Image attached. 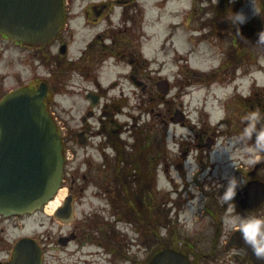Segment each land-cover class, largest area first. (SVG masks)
Returning a JSON list of instances; mask_svg holds the SVG:
<instances>
[{
  "label": "rangeland",
  "instance_id": "obj_1",
  "mask_svg": "<svg viewBox=\"0 0 264 264\" xmlns=\"http://www.w3.org/2000/svg\"><path fill=\"white\" fill-rule=\"evenodd\" d=\"M194 4V0H141L137 15L144 19V26L143 32L138 31L137 34L136 53L139 55L141 51L142 58L150 66L138 71L140 79L130 82L124 77L130 71L128 67L115 65L113 58H105L102 79L100 74L101 81L110 89L105 102L111 104L113 101L121 110L117 118H105L107 126L116 125L117 129L127 123L135 126V132L122 135V140H127L124 142L129 147L126 148L129 155L134 156L136 161L146 147V159L151 160L147 146H154V156L157 150L165 148L171 160L178 158V163L168 164L167 172L164 166L167 163L159 162L153 192L146 196L137 194L135 203L131 205L135 209V222L120 225V232L130 241V251L137 264H142L140 260L150 259L149 255L158 246L159 240L167 242L170 248L182 250H189L186 247L190 245L194 255L209 253L212 239L216 237V224L221 226L224 234L254 220L264 222V207L242 212L231 203L223 214L221 206L213 203L217 200L218 204H225L231 200L248 180L247 167H253V160L241 155L242 167L241 163L234 164L231 160L241 153L234 149L235 146H211L200 150L192 142V126L198 119L208 121V114L212 120L224 116V105L220 100L237 95L249 98L255 90L264 97V42L257 41L259 31H264V19L257 17L259 0H198L196 8ZM233 12L245 14L247 22L243 25L234 23ZM246 43L248 49L245 47L244 53L242 47ZM231 57L236 63H227ZM39 61L36 55V80H45L51 86L53 119L58 125L66 156L70 158L66 165V177L68 179L76 171L80 178V175L92 170L95 180L84 184L87 188L85 196L91 202L83 206H100L109 211L114 203L112 193L107 194L106 190L113 191L115 184L108 180L119 164L117 159H121L109 145L108 137L112 130L104 133L96 117L89 123L93 136L88 144L80 145L75 134L80 132L88 103L85 94L75 88L88 85H81L78 81L76 87L70 90L75 78L72 74H65L63 70L57 72L56 68ZM24 62L27 81L33 66L28 51L24 52ZM236 64L241 67L237 72ZM218 70H221L220 73ZM213 71L217 74L214 79ZM206 73L211 74V79L203 78L206 82L212 81L211 84L201 81V74ZM161 78L170 82L169 95L157 90ZM13 81L8 84V89L2 90L4 93L21 85ZM88 87L94 88L92 85ZM262 100L264 102V98ZM235 102H231L229 107L232 108ZM181 104L188 114L190 126L173 123L165 126L163 122L168 121L175 110L183 109ZM124 130L125 127L122 132ZM134 146L140 148L134 149ZM247 146L242 153L252 150V146L264 144L256 141L247 143ZM155 160L159 159L156 157ZM78 183L81 184V180ZM67 187L68 182L63 183L59 194L62 201ZM102 187H105L102 193L91 198ZM133 188L136 192L139 190L137 184ZM215 192L217 196L213 198ZM148 204H151L150 210L145 209ZM117 214V218L123 219V212ZM35 231L36 219H33L27 223L23 233L33 234ZM121 264L127 263L122 259ZM201 264H209L208 259Z\"/></svg>",
  "mask_w": 264,
  "mask_h": 264
},
{
  "label": "flooded vegetation",
  "instance_id": "obj_2",
  "mask_svg": "<svg viewBox=\"0 0 264 264\" xmlns=\"http://www.w3.org/2000/svg\"><path fill=\"white\" fill-rule=\"evenodd\" d=\"M63 1L62 26L58 34L48 43L26 44L10 39L7 34L0 33V69L3 71L0 72V102L15 90L24 87L36 90L42 82H45V80H36V55L43 65L52 66L57 69V72L63 70L65 74H72L75 77L72 79L70 90L76 87L78 81L81 85H92L94 88L88 86L75 88L78 92L85 94V101L88 103L86 116L82 117L80 132L75 136L78 140V136L82 133L81 138L89 142L93 136L89 123L96 117L104 133L113 130L115 136H118V145L113 147L116 150V156L118 155L117 157L121 159H117L119 164L115 166L113 176L108 180L115 184L113 191L106 190L107 194L112 193L114 206L109 211L100 206H83L86 202H91L85 196L87 188L84 184L95 180L93 171L89 170L88 173L80 175V178L78 172H72L65 181V183L68 182V187L64 206L60 205L54 209L51 206H44L33 215L0 216V264H14V252L17 245L26 238L33 241L32 250L36 253V264H121L122 259L127 264H137L136 257L130 251V241L120 232L121 223L125 226L131 224L135 222L136 216L135 209L131 207L135 203L137 193L133 188L138 179L136 165L135 160H131L126 150L129 147L122 140L124 133L135 132V126L128 123L120 126V129H117L116 125L107 126L105 118L111 116L117 118L121 110L120 106H116L113 101L111 104L105 102L110 89L101 79L105 58H113L115 65L121 64L128 67L130 71L124 77L130 82L140 79L141 74L138 71L148 69L150 66L147 60L142 58L141 51L139 55L136 53L137 34L138 31L143 32L144 26V19H141V15H137L138 4L141 0ZM258 5L260 9L258 17L263 20L264 0H259ZM25 51L31 53L33 61L32 72L29 73L30 77L27 81L24 77ZM227 63L232 62L228 59ZM239 68L236 64V72L240 70ZM220 71L218 70L219 73ZM212 75L213 79L217 76L214 71ZM201 77L211 79V74H201ZM13 79L21 85L4 93L2 90L8 89V84L14 82ZM203 80L201 81L208 84L212 82H206L204 78ZM46 83L49 93L45 103L48 111L54 115L50 105L52 89L50 84ZM236 97L220 100L224 105V116L218 120H212L208 114L206 116L208 121L201 122L198 119L197 123L193 124L194 140L192 142L200 150H204L206 146H235L234 149L241 153L231 159L234 164L241 163L239 158L242 155L245 159H252L255 165H261L253 177L250 174L252 169L248 167V180L245 183L254 179L264 182V146H252V150L242 153L243 148H248L247 143L260 139L264 144V104L262 100L264 97L258 92L251 94L249 98L239 95ZM234 101L236 102L230 108L229 104ZM181 106L183 107L181 110L185 112L183 104ZM174 115L169 116L168 121L163 122L165 126L173 123ZM187 115L180 124L189 127ZM124 127L125 130L122 132ZM153 148L154 146H147L151 160H148L145 175H140L145 182V196L152 191V181L157 177L161 164L159 162L167 163L164 165L166 172L169 163L174 164L175 161L178 163L177 157L176 160L169 158L167 149L157 150L154 156ZM156 157L159 160L156 161ZM240 165L244 166L243 163ZM133 171L135 172L132 173ZM79 180L81 184L78 183ZM104 188L102 187L91 198L97 197ZM231 202L233 198L228 203L220 202L219 205L226 211V206ZM263 207L264 205L260 208ZM137 208L141 210L140 207ZM145 209L150 210L151 204L146 205ZM119 211L123 212V219L117 218ZM33 219H36V231L33 234L23 233L27 229V223ZM216 225V237L212 239L213 243L209 253L202 252L194 255L190 246V257L194 264H201L207 259L209 264H258L251 258L250 252L254 251V248L248 247L249 243L245 241V238H238L242 231H248L251 228V223L235 227L224 234L221 232V226ZM252 236L256 243H264V237L257 236L255 232Z\"/></svg>",
  "mask_w": 264,
  "mask_h": 264
},
{
  "label": "water",
  "instance_id": "obj_3",
  "mask_svg": "<svg viewBox=\"0 0 264 264\" xmlns=\"http://www.w3.org/2000/svg\"><path fill=\"white\" fill-rule=\"evenodd\" d=\"M63 18V0H0V32L15 41L47 43L58 33ZM157 87L164 95L170 92L168 80ZM47 94L43 83L36 91L16 90L0 102V215L34 214L61 189L65 160L61 137L45 104ZM181 120L178 112L174 122ZM79 142L87 143L81 135ZM237 201L246 209L260 206L264 184L249 183ZM32 244L29 239L18 244L15 264H36ZM250 253L253 261L262 264L264 258ZM150 264L192 263L183 253L165 249Z\"/></svg>",
  "mask_w": 264,
  "mask_h": 264
},
{
  "label": "clouds",
  "instance_id": "obj_4",
  "mask_svg": "<svg viewBox=\"0 0 264 264\" xmlns=\"http://www.w3.org/2000/svg\"><path fill=\"white\" fill-rule=\"evenodd\" d=\"M233 15L235 17L234 23L243 25L247 22L248 18L242 12H233ZM257 41L264 42V31H261L258 34ZM253 232H255L257 236L264 237V222L254 220L251 222V228L247 231V233H242L245 241L254 246V252L258 258H264V246L256 245L255 238L252 236Z\"/></svg>",
  "mask_w": 264,
  "mask_h": 264
},
{
  "label": "trees",
  "instance_id": "obj_5",
  "mask_svg": "<svg viewBox=\"0 0 264 264\" xmlns=\"http://www.w3.org/2000/svg\"><path fill=\"white\" fill-rule=\"evenodd\" d=\"M248 44L246 43L245 44V47H248L247 46ZM234 58H232L231 57V60H233ZM110 142L111 143H117V140H118V136H114V134H110ZM139 160L140 159H138L137 160V162H139ZM140 162L142 163V165H144V163H145V158L143 157L142 158V160H140ZM141 184V182H138V184ZM140 186V185H139ZM214 213L215 214H217V212L216 211H214ZM219 214V213H218ZM221 216H223V214L221 215ZM155 243H157V240H156V242ZM168 247H170V245L167 243V242H165L164 240H159V243H158V246L156 245V248L154 249V251H153V253H152V255H151V258L153 257V255H155L158 251H160V250H162V249H164V248H168ZM183 251V250H182ZM184 252L186 253V254H189L190 252L186 249V250H184ZM196 255H199V254H196ZM150 258V259H151ZM149 259V260H150ZM145 264H148V261L145 263Z\"/></svg>",
  "mask_w": 264,
  "mask_h": 264
},
{
  "label": "bare ground",
  "instance_id": "obj_6",
  "mask_svg": "<svg viewBox=\"0 0 264 264\" xmlns=\"http://www.w3.org/2000/svg\"><path fill=\"white\" fill-rule=\"evenodd\" d=\"M59 197H60V196H59V194H58V197H56L54 200L50 201V202L48 203V206H51L52 209H54V208L60 206V204L62 203V198L59 199Z\"/></svg>",
  "mask_w": 264,
  "mask_h": 264
}]
</instances>
